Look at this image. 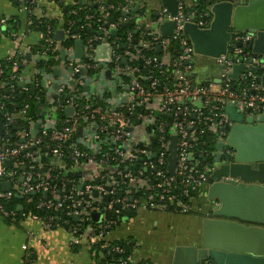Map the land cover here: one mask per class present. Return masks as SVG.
Masks as SVG:
<instances>
[{"label": "built area", "instance_id": "obj_1", "mask_svg": "<svg viewBox=\"0 0 264 264\" xmlns=\"http://www.w3.org/2000/svg\"><path fill=\"white\" fill-rule=\"evenodd\" d=\"M129 5L130 1H126L122 7L128 10ZM26 9H29L27 4L19 8L20 11ZM71 12L75 13L74 10ZM158 13L174 21L173 33L163 37L157 30L146 32L152 37L141 39L138 46L154 49L160 44L161 57L133 51L136 44L130 30L126 31L121 43L118 33L112 35V28H118L120 23H128L134 18L131 13L121 16L117 25L98 18L97 28L88 29L84 37L79 30L71 32L74 21L70 20V27L64 28L61 41L54 40L53 30L47 26L45 33L40 32L43 44L39 55L47 59L49 54H54L55 61L48 67H41L43 72L34 60L26 64L29 71L25 74L22 71L25 64L22 58L19 59L22 53L15 58L9 57L12 59L9 78L22 83L18 85L20 93L28 94L33 87L36 92L32 97L40 109L28 114V102L25 101L15 115L3 111V104L0 103V118L3 119L0 183H10L7 191L0 187V214L14 219L15 211L7 209L4 200H10L15 193L24 196L32 192L41 194L35 207L50 210L49 214L41 216L47 227L53 226L54 220L59 218L53 211L60 209L64 203H69L71 207L66 215L77 216L78 219H88L91 212L99 211L98 231L89 238L93 245L116 224L113 218H106L108 213L118 214L140 203L156 209L171 206L172 211L181 213L191 211L193 199L210 183L212 171L219 164L214 160L218 152L216 142H224L220 162L233 161L235 150L225 141L232 125L225 113L226 103H234L235 108L245 116L264 112V87L256 72L247 68L250 63L257 64V59L250 57L248 47L252 34L233 33L227 53L217 58L209 57L220 68L219 82L211 79L196 82L190 73L197 64L198 56L203 55L193 52L182 31L183 21L192 19L198 27H207L211 19L209 10L192 8L186 11L180 2L175 16H170L165 9ZM69 38L73 39V43L64 47L63 42ZM76 39L83 42L80 58L74 55ZM171 41L179 46L173 57L166 51ZM100 43H110V62L94 59V48ZM122 43L125 47L119 50ZM60 49L64 50V58L60 57ZM123 58H126L125 63ZM234 63L246 65L236 79L238 85L235 88L231 85L234 79L229 77ZM56 66L61 69L60 76L52 75ZM107 70L110 71L109 77L106 76ZM87 83L92 85L90 92L82 88ZM54 84L55 89L52 88ZM38 87L45 98L44 105L39 104L41 96L37 93ZM48 91L53 92L51 97L46 94ZM63 96L66 97L64 102ZM67 107H72L71 114L65 112ZM43 110H46L45 116L41 115ZM17 120H20L16 126L19 127L16 131L19 139L10 142V126L15 125ZM36 122L40 124L39 130L32 135L29 129ZM78 126L82 127L80 136L76 134ZM208 131L215 133V141L213 147L205 148L201 137ZM172 134L177 135L175 175L167 171ZM21 138L24 140L21 141ZM6 158L12 160L10 167L3 165ZM33 160L37 162L39 171L34 170V165L28 169L25 164V161ZM20 165L25 167L22 173L18 171ZM108 166H112V170ZM76 172L81 174L75 175ZM19 176H23L22 181ZM138 179H143L142 185L130 187ZM225 179L238 181L236 178ZM95 190L96 195L93 194ZM119 191L122 192L121 197L117 196ZM106 195L109 196L107 202L103 201ZM117 204L119 207H116ZM22 215L38 216L33 213ZM64 223H67L66 220ZM69 230L72 243H78L82 237L78 234L79 229L71 226ZM100 247L107 245L102 243ZM111 251L120 254L123 249L113 245L107 248L106 254ZM97 258L101 259L100 262L93 261L92 264H111L103 253H99ZM113 261L114 264H149L134 260L131 254Z\"/></svg>", "mask_w": 264, "mask_h": 264}, {"label": "water", "instance_id": "obj_2", "mask_svg": "<svg viewBox=\"0 0 264 264\" xmlns=\"http://www.w3.org/2000/svg\"><path fill=\"white\" fill-rule=\"evenodd\" d=\"M197 1L191 0L192 4L190 5L189 0H159L162 8L170 16L177 14L180 2L185 9H191V6ZM205 1L207 6L204 9H208L211 16L207 27H198L192 19L183 21L182 31L187 36L193 52L217 58L227 53L233 33H251L252 39L249 41L248 47L250 57L257 59V64H252L249 60L250 64L247 68L256 72L257 78L264 87V0ZM195 8L199 7L195 6ZM137 11L138 3H135L129 11L121 9L120 14L125 17L130 12L137 13ZM155 14L157 32L163 37H169L174 30V21L165 19V16L158 11ZM107 20L110 24L115 22L113 17H109ZM139 20L140 18L134 16L130 23L137 24ZM122 26H127V23H123ZM136 32L137 30H134V33ZM111 33L116 35L117 28H112ZM148 37L151 38L152 34H149ZM54 38L61 41L62 30H57ZM124 46V43L120 44V47ZM82 50V40L76 39L74 41L75 57H82ZM155 50L161 52V45L158 44ZM59 52L60 57L64 58V50L60 49ZM26 56L30 59L31 53L27 52ZM36 59L39 60L40 57ZM94 59L110 62V43L96 45ZM122 62L125 63L126 58H123ZM261 64L263 65L261 66ZM245 68V63H234L229 77L236 80ZM23 71L28 73L29 66H23ZM40 71L43 72L44 69L41 68ZM52 75H61L59 66L53 67ZM106 76H110V71H106ZM17 84L20 86L22 83L19 81ZM43 84L44 81H42ZM70 84H74V81H70ZM31 88L33 89V87ZM52 88L55 89L56 84ZM82 88L89 92L92 91L90 83L84 84ZM65 112L71 114L72 107H67ZM225 113L232 122L225 141L235 150L233 161L220 162L224 142H216L215 146L218 152L214 160L219 164L212 171L210 183L204 187L205 197L210 206L200 216V239L195 245H176L172 251L170 264H264V112L245 116L235 108L234 103L227 102ZM41 115L45 116L46 110H43ZM39 126L38 122L34 123L32 129H29L30 133L36 134ZM15 129L19 130V127H15ZM81 130L82 127L78 126L76 134L80 136ZM2 132L3 119L0 118V135ZM23 140L24 138H21V141ZM154 141L153 139L152 142ZM176 146L177 135L172 134L167 158V171L171 175H175ZM11 164L10 158L3 160V165L10 167ZM24 168L23 166L22 169ZM80 174V172H76L75 175ZM225 178H236L238 181L234 182ZM19 180L22 181L23 176H20ZM95 182L97 183L98 179ZM0 187L7 191L10 188V183L3 181L0 183ZM93 194H97L96 190ZM15 196L22 198L21 194ZM43 196L46 197V192L43 193ZM117 196L121 197L122 192L119 191ZM132 198L131 196L130 200ZM108 200L109 196H104L103 201L107 202ZM116 207L119 205L117 204ZM78 208L81 209V206ZM17 209L21 210L22 205L19 204ZM130 210L131 208H126V212H130ZM77 219L78 217L74 216V220ZM90 219L93 222L100 221L101 212H91Z\"/></svg>", "mask_w": 264, "mask_h": 264}, {"label": "crops", "instance_id": "obj_3", "mask_svg": "<svg viewBox=\"0 0 264 264\" xmlns=\"http://www.w3.org/2000/svg\"><path fill=\"white\" fill-rule=\"evenodd\" d=\"M126 1H130L128 11L138 3L137 13L130 12L140 18L136 27L143 33L155 31V13L163 9L159 0ZM189 3L192 4L191 0ZM22 4H27L29 9L20 11ZM63 4L72 5L73 0H63ZM65 6H60L55 0H0V60L18 56L19 53H22L25 65L36 60L34 48L40 43V31L27 29L29 16L55 20L52 36L54 38L55 32L62 30L63 37ZM27 52L31 53L30 59L26 56ZM190 75L196 82L210 79L219 82L221 76L217 64L205 56L197 58ZM46 94L51 97L53 92ZM202 192L193 199L192 210L186 213L150 208L143 203L133 207L130 212L125 210V214L118 218V223L106 232L102 240L106 245L113 241H128L131 255L136 261L170 264L176 245H195L200 239L201 217L195 213L206 212L210 206L205 192ZM187 214L192 215L183 220ZM177 223H180L179 230ZM92 233L91 228L87 229L81 240L73 244L72 233L64 225L47 227L41 217L30 215L18 222L7 221L0 214V264H92L96 261V253L89 239Z\"/></svg>", "mask_w": 264, "mask_h": 264}, {"label": "trees", "instance_id": "obj_4", "mask_svg": "<svg viewBox=\"0 0 264 264\" xmlns=\"http://www.w3.org/2000/svg\"><path fill=\"white\" fill-rule=\"evenodd\" d=\"M58 2L60 6H65L63 4V0H55ZM125 4V0H104L97 2L95 0H73L72 5H66L65 6V13H64V23L63 26L64 28L70 27L69 26V21L72 20L74 21L73 25L71 26V32L75 33L76 30H79V33L81 34V37H84V35L88 34V29L95 30L97 28L98 22L97 19L100 18L101 21H108L107 19L109 17H113L115 19V24L118 21V18L121 17L120 10L122 9L121 7ZM112 6L111 8L109 6ZM195 6L199 8H204L207 6V2L205 0H198L196 3L191 6L192 8H195ZM102 7V9H100ZM191 8V9H192ZM74 10L75 13H72L71 11ZM186 9V11H188ZM29 24H28V30H34V31H40L45 33L46 27L49 26L52 30L55 27L56 21L53 19H48V18H41V17H36L33 15L29 16ZM131 21L127 23V26L123 27L122 23L117 25L118 29V35L117 38L120 37V43L124 41V36L126 31L130 30L133 33V43L136 44L135 47H133V51H137L140 53H146V54H151V55H156L158 57L163 56V52H156L155 48H145L138 46V42L141 39H146L148 40V36L146 33H143L141 29L137 28L136 24H131ZM10 23V22H9ZM13 27H11L12 29ZM134 30H137L136 33H134ZM153 40H149V42H152ZM73 43V39H65L63 42V46H69ZM43 44V39H40V43L34 48V51L37 54V57H40L39 60H35L38 67H48L50 64H53L55 61L54 54H49L47 59L41 58L39 55L41 51V45ZM123 44V43H122ZM120 47V45H119ZM125 47V46H124ZM124 47H120L119 50H121ZM179 46L175 41H171L167 47L166 51L170 53V55L173 57L176 52H178ZM15 58V57H13ZM17 58V57H16ZM23 58L22 56L19 57ZM11 61L12 59H5V60H0V103L3 104V111L10 112L12 114L16 115V111L21 108L23 103L25 101L28 102V114L32 113L34 109H40L38 105H36V101L33 99V95L36 91H33L32 88L28 91V94L26 93H20L19 92V86L15 80H12L9 78L11 75ZM137 63V61H136ZM232 87H236L238 85V81L232 80L231 81ZM41 86V83H40ZM14 88L13 91L11 89ZM37 92L41 96V100L39 104L44 105L45 104V98L42 97V90H39V87L37 88ZM17 94H20V96H17ZM30 96V97H28ZM107 96V94H105ZM65 96L62 97V101H65ZM83 101V99H81ZM20 120H17L16 124H12L10 126V134L8 135V139L10 142H15L18 141L19 136L16 134V129L15 127L17 124H19ZM202 141H205L204 147L205 148H210L213 147L214 141H215V133L208 131L205 132L202 137ZM21 156V155H20ZM45 161V160H44ZM29 166L28 169L30 168L31 165H34V170L39 171V166L36 165L37 162L29 161L26 162ZM22 165L18 167L19 172H23L24 169H22ZM20 177V176H19ZM18 177V179H19ZM73 177V176H72ZM50 181V178H48ZM17 193L13 194L12 198L10 200H4L3 204L7 209H12L15 211V216L14 219H11L9 217H4L7 221H15L18 222L20 219L24 218L22 213L30 214L33 213L38 216H46L47 214L50 213V210L47 209H38L35 207V204L37 201L41 198V194L37 193H28L26 195H22V198H17L15 195ZM22 205V209L18 210L17 206ZM70 204L69 203H64V205L58 209L53 211L54 214H56L57 217L54 220L53 226L56 224L58 225H64L67 228L70 229L71 226H75L79 229L78 234H84L85 231L89 228L93 230V233H97L98 227L100 222H93L90 217L88 219H77L76 221L74 220V216L71 215H66V212L70 209ZM168 211H172L171 206L166 209ZM125 214V210L119 211L118 214H113V213H108L106 214V218H113L115 220V223H118V218L121 215ZM197 216H202L201 213H195ZM66 220L67 223H64ZM114 226V225H113ZM111 226V228H113ZM110 228V229H111ZM104 243L103 240L98 241L96 244L92 245L93 251L96 253V257L98 256L99 253H103L106 256V259L111 263L114 264L115 259H117L120 256H126L127 254H131V245L128 241L126 240H119V241H113L111 244H108L107 247H100V244ZM113 245H118L122 247L123 252L120 254H117L115 252H110V254H106L107 248H110ZM113 259V260H111ZM101 259H96V262H100Z\"/></svg>", "mask_w": 264, "mask_h": 264}, {"label": "rangeland", "instance_id": "obj_5", "mask_svg": "<svg viewBox=\"0 0 264 264\" xmlns=\"http://www.w3.org/2000/svg\"><path fill=\"white\" fill-rule=\"evenodd\" d=\"M152 32H155L154 30ZM199 57V56H198ZM33 135V134H32ZM35 135V134H34ZM108 169L112 170V166H108L107 167ZM143 183V179H138L136 181H134L133 183H131L130 187H138L140 185H142ZM127 192V191H126ZM141 201H143V198L141 197ZM192 213V212H191ZM189 215H192V214H187L186 218L183 217V220L185 219H189L190 216ZM179 227H180V223H177V229L179 230Z\"/></svg>", "mask_w": 264, "mask_h": 264}]
</instances>
